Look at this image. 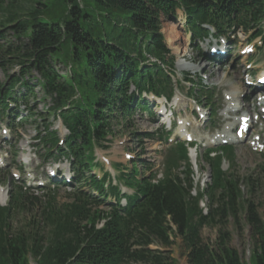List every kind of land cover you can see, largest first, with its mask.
I'll list each match as a JSON object with an SVG mask.
<instances>
[{
	"label": "trees",
	"instance_id": "1",
	"mask_svg": "<svg viewBox=\"0 0 264 264\" xmlns=\"http://www.w3.org/2000/svg\"><path fill=\"white\" fill-rule=\"evenodd\" d=\"M92 1L81 6L67 0L56 16L49 0H0V111L8 107L7 99L35 100L39 88L51 104L37 114L29 107L25 123L34 115L60 120L68 132V153L77 158L78 185H91L105 197L104 185L111 183L109 193L119 198L120 188L96 162V150L108 148L117 128L131 129L137 93L172 94L176 58L163 22L179 17L181 10L179 21L186 17L185 30L194 38L206 37L208 26L220 34L237 28L263 35L264 0ZM59 63L69 69L62 73ZM14 67L19 71L11 73ZM185 80L191 92L205 95L202 77L189 74ZM50 124L39 138L57 146L60 138ZM175 150L178 158H186L182 146ZM177 165L172 162L158 183L138 165L120 172L117 181L136 191L126 206L77 190L62 205L50 200L20 229L12 227L13 218L30 214L36 202L16 190L9 204L0 206V264H175L169 249L178 238L189 264H247L228 230L232 221L240 228L243 215L253 231L250 264H264V221L253 196L244 198L245 189L252 194L258 180L219 172L212 163L213 181L194 195L190 164L184 177L173 172ZM94 168L104 171L103 180L92 174ZM104 206L109 211L101 214ZM207 226L218 228L215 245L203 240Z\"/></svg>",
	"mask_w": 264,
	"mask_h": 264
},
{
	"label": "rangeland",
	"instance_id": "2",
	"mask_svg": "<svg viewBox=\"0 0 264 264\" xmlns=\"http://www.w3.org/2000/svg\"><path fill=\"white\" fill-rule=\"evenodd\" d=\"M81 6H84L86 3L93 4L92 0H77ZM50 9L52 10L53 14L56 16H60L62 11L68 6L67 0H49ZM182 11L179 10L177 12V17L174 19L165 20L163 22L162 32L165 36L166 42L168 43V46L172 50L173 55L176 58V80H181L182 85L186 86L180 87L183 91L182 94H186L187 90L189 88V84L185 83V77L186 73L190 72L192 74H202L204 77V81L206 84L215 85L216 87V94L218 96L217 98V104L226 107L227 102L223 98V92L224 91H230L231 88L236 93L238 87H241V91L238 93V96L242 93L247 92V88L243 82V77L245 73L247 72V62L249 61L247 59V56L243 55L242 49L244 48L245 44L247 43L248 36L244 33H238L237 37L235 38L237 40L236 43V52L233 54V56L230 59H227L223 62H217V61H205L204 60V52H207L208 48V42L212 40H207L206 42L199 43L198 45L193 42L190 38V34L185 31V23H186V17L184 16L183 21H179ZM258 42V45L261 47V38L256 39ZM64 53L61 55L63 61H66V58L68 60V54L70 47L67 45L65 48ZM179 49V51H177ZM202 52V53H201ZM264 51H258L256 56H254V61H258L260 58L263 57ZM69 65V64H68ZM58 69L63 73L66 72L69 68L65 67L62 63L58 64ZM254 69L258 73L264 70V60H262L260 63L256 62L254 64ZM19 71V67H14L12 69L11 73H15ZM0 76L3 78V73H0ZM175 80V79H174ZM237 85V86H234ZM19 89V86L16 88V92ZM23 90V89H22ZM232 91V93H234ZM37 96L35 100L29 99L28 102V108L32 107L33 113L37 114L38 111L46 112L47 107L50 106L51 101L44 100V95L40 91L39 88H37ZM23 95V94H22ZM180 92L177 91L176 96H179ZM175 96V97H176ZM249 97V96H247ZM255 107V105H254ZM28 110V109H27ZM191 109L185 110L181 112L179 115H182L189 120L192 118L190 113ZM157 109L155 108V115H150L143 113L141 111H138L133 117L132 127L131 129L127 131H123L122 127H119L116 129V133L114 132V135H111L108 137L109 141L106 142V145L108 148L101 149L97 148L96 150V161L99 162H105L103 159H106L107 162L106 168L113 174L116 175L118 172H116L112 165L116 164L119 165V169H121V166L124 168L131 169L134 164L138 165L139 168L143 171L149 172L151 169L154 172L160 173L161 175V169L163 165V154L165 153V150L167 148L166 143L164 142L163 138L159 137V134L163 131V123L166 122L165 119L160 116V118L156 115ZM29 115V112H28ZM34 119L30 120L29 122L25 123V128L21 129L19 131V134H21V137L23 139V142H26L27 140L32 141L33 137L37 135V131L44 132L45 130V124L49 125L51 121L53 123L50 124L51 130H57L60 138H64L68 132L62 128V124L60 120H53V117L46 116L43 118H40L38 115H34ZM44 118L47 119V122L44 121ZM37 120V121H35ZM38 126V128H37ZM167 129L170 127V122L168 121L166 124ZM149 134H153V136H148ZM202 134V131L200 129L197 130V136ZM14 135V134H13ZM141 135V136H140ZM32 144H34L32 142ZM21 153V149H20ZM236 162L239 170V174L242 177L252 176L253 178H256L258 180V186L254 189V192L252 194L249 193V190L245 189L244 191V198H251L253 196L254 202L259 207V212L261 214V217L264 221V155L258 154L253 152L251 149H249L246 145H238L236 146ZM9 158L11 159V154L9 153ZM19 160V159H17ZM33 164V163H31ZM42 164L45 165V167H51L53 166L50 161L43 162ZM68 164V163H65ZM69 165V164H68ZM13 171V170H12ZM205 173L202 174L198 168L196 170V181L200 182L202 186L206 185L208 181L210 180V170L208 165H206ZM100 172V171H99ZM151 172V171H150ZM150 174V173H148ZM2 177V176H1ZM0 177V179H1ZM9 179H13V176L10 175ZM11 185L9 183L2 185V188L0 187V203L5 204L8 199V195L6 196V193L10 192ZM3 189L5 191H3ZM200 191L199 189L193 190V194L196 195ZM44 193H33L32 195L34 197H37V200H34L36 202V206L32 209V212L30 214H23L19 213L17 214L13 220H12V227L15 229H20V227H23L26 223L28 224L31 219H35L34 215L41 214L44 206L48 203L46 201L48 199L47 194ZM4 195L5 197L1 196ZM57 203L59 205H62L68 201H70V191L69 190H59L57 195ZM207 204V200L204 199V201L201 202V206L205 207ZM109 210L104 206L99 208V212L101 214L107 213ZM206 211V210H205ZM33 217V218H32ZM228 230L232 233V246L236 248L241 256L243 257V260L250 264V256H251V249L253 247V231L252 227L247 223L245 215L242 216V222L239 227H236L233 224V221L229 224ZM202 237L203 240L206 243H209L211 245H215L217 239H218V228L217 227H204L202 230ZM157 248V247H153ZM163 249V248H162ZM171 254L175 260V264H189L188 262V256H187V250L184 247L183 241L181 238L176 239L175 245L170 248ZM34 264V263H33ZM129 264H137V263H129Z\"/></svg>",
	"mask_w": 264,
	"mask_h": 264
},
{
	"label": "bare ground",
	"instance_id": "3",
	"mask_svg": "<svg viewBox=\"0 0 264 264\" xmlns=\"http://www.w3.org/2000/svg\"><path fill=\"white\" fill-rule=\"evenodd\" d=\"M180 17H182V16H180ZM180 20H182V18H180ZM177 51H179V49H177Z\"/></svg>",
	"mask_w": 264,
	"mask_h": 264
}]
</instances>
